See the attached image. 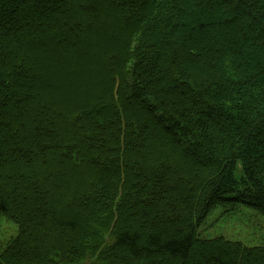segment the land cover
Masks as SVG:
<instances>
[{
  "label": "trees",
  "instance_id": "16d2710c",
  "mask_svg": "<svg viewBox=\"0 0 264 264\" xmlns=\"http://www.w3.org/2000/svg\"><path fill=\"white\" fill-rule=\"evenodd\" d=\"M140 1L0 0V264L264 261V0Z\"/></svg>",
  "mask_w": 264,
  "mask_h": 264
},
{
  "label": "rangeland",
  "instance_id": "374dc122",
  "mask_svg": "<svg viewBox=\"0 0 264 264\" xmlns=\"http://www.w3.org/2000/svg\"><path fill=\"white\" fill-rule=\"evenodd\" d=\"M136 1L138 3L141 2L140 0ZM64 3L65 2L62 1L60 4L62 5ZM105 11L108 13V9H105ZM22 12L24 11L21 9V13ZM96 12V15L99 16V11ZM108 34L109 32L107 31V35ZM59 77L61 78V76ZM57 79V77H52L51 82H55ZM83 79L84 78H82L81 81H90V78L86 80ZM134 100H138V98L134 97ZM140 111L141 114L149 112V110H142V108H140ZM142 207L149 208V205L144 204ZM1 211L0 203V253L9 240L18 234V226L4 217ZM88 216L91 218L95 217L90 215ZM134 223L135 220H132V224ZM141 223L142 222L139 223L140 227L143 226ZM147 227L150 228L151 223H149ZM198 236L202 239H215L222 237L228 241L240 242L249 248L264 247V217L257 210L246 205H236L234 207L227 208L214 207L210 210L204 222L198 229ZM127 261L129 264H134L131 259ZM122 263L115 261L114 264ZM259 263L264 264V261L260 260Z\"/></svg>",
  "mask_w": 264,
  "mask_h": 264
}]
</instances>
